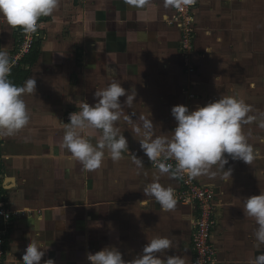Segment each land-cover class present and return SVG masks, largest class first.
<instances>
[{
    "label": "crops",
    "instance_id": "1",
    "mask_svg": "<svg viewBox=\"0 0 264 264\" xmlns=\"http://www.w3.org/2000/svg\"><path fill=\"white\" fill-rule=\"evenodd\" d=\"M193 1L197 32L187 54L173 22L174 0H58L54 12L41 17L44 37L33 62L24 61L33 50L15 52L19 33L0 14V48L8 53L10 68L28 70L21 86L28 78L37 82L36 91L22 97L28 125L0 137V195L15 212L5 264H23L32 239L48 247L41 264L48 259L90 264L87 254L108 246L131 262L156 237L171 241L157 253L162 259L181 256L192 264L194 209L177 201L164 211L144 194L156 181L173 187L175 196L181 183L172 172H159L158 158L145 156L135 127L144 117L153 121L155 135L170 137L176 127L173 106L195 110L220 96L244 100L258 128L260 119L264 122V0ZM112 82L137 93L115 122L128 148L118 161L105 148L101 166L84 170L64 145L66 124ZM245 125L243 133H252L248 128L254 127ZM81 131L93 144L102 137L100 129ZM252 147L250 165L226 154L231 178L223 179L218 166L198 176L218 197L212 238L217 264H254L264 254L254 235L258 226L243 211V199L264 192V136Z\"/></svg>",
    "mask_w": 264,
    "mask_h": 264
},
{
    "label": "clouds",
    "instance_id": "2",
    "mask_svg": "<svg viewBox=\"0 0 264 264\" xmlns=\"http://www.w3.org/2000/svg\"><path fill=\"white\" fill-rule=\"evenodd\" d=\"M57 6L58 0H0V14L10 26L26 33L35 32L40 17L51 15ZM10 71L9 55L0 48V137L12 136L28 125L30 117L22 97L37 89L36 79L33 78H28L22 86L14 84L9 79ZM136 95V92L129 94V90L119 82H112L95 92L97 102L94 105L84 102L80 111L70 114L63 141L84 170L92 171L101 166L105 148L113 161L122 158L123 151L128 148V139L119 133L115 122L122 116L123 106L130 107ZM122 97H125L123 103ZM250 111L251 107L244 100L220 96L195 110H189L183 104L173 106L171 114L176 127L170 137L155 135L153 121L144 117L140 118L142 125L134 130L142 135L140 148L150 160L160 157L174 159L176 171H186L193 178L207 174L213 166H218V170L223 172V179L227 180L232 177L233 170L225 169V165L229 164L226 154L232 160H242L249 165L255 158L253 147L242 131V125L253 119L248 116ZM259 126L264 128V122ZM87 127L102 130V137L95 144L81 131ZM136 163L139 166L141 161L137 160ZM170 171V166L164 163L159 165L161 174ZM215 174L212 173L213 176ZM174 191L173 187H165L154 181L145 188L144 194L155 197L161 208L169 211L177 203ZM243 211L246 217L254 218L258 226L255 238L264 244V192L243 199ZM170 245L171 241L166 237L148 240L138 258L131 262L125 261L115 246L105 247L94 254L89 252L87 259L90 264H186L181 256H168L165 260L157 255ZM47 249L42 241L32 239L24 251L23 264H41ZM44 264H55V261L48 259ZM254 264H264V254L258 255Z\"/></svg>",
    "mask_w": 264,
    "mask_h": 264
},
{
    "label": "built area",
    "instance_id": "3",
    "mask_svg": "<svg viewBox=\"0 0 264 264\" xmlns=\"http://www.w3.org/2000/svg\"><path fill=\"white\" fill-rule=\"evenodd\" d=\"M175 16L173 22L176 23L181 31V52L190 53L194 50L195 37L197 32L196 2L189 0L185 3L174 0ZM41 19V17H40ZM38 20L35 32H24L16 28L18 33L24 35V48L18 55L31 52L34 42L40 38L43 28ZM161 163L170 166L172 173L179 179L181 187L174 196L176 201L185 205H191L194 209V229L192 233V251L194 254L192 264H217L216 249L212 238L217 224V193L208 184L202 183L198 177H191L186 171L177 172L176 161L160 157L156 160V166ZM15 212L11 209L9 201L2 194L0 195V264H5L7 253V240L12 231V220Z\"/></svg>",
    "mask_w": 264,
    "mask_h": 264
},
{
    "label": "rangeland",
    "instance_id": "4",
    "mask_svg": "<svg viewBox=\"0 0 264 264\" xmlns=\"http://www.w3.org/2000/svg\"><path fill=\"white\" fill-rule=\"evenodd\" d=\"M40 21H41V19H40ZM43 37H44V35H43V32H41V35H40V38H39V40L37 41V42H34V46H37L38 45V43H39V41H41V39H43ZM24 41H25V38H24V35H22V33H19V36H18V40H17V49H16V51L15 52H19V51H21L23 48H24ZM33 46V47H34ZM35 48H37V47H35ZM35 48H33V50L35 49ZM31 53H33V52H31ZM11 78V75H9V79ZM14 84H17L15 81L13 82ZM259 121L258 120V118H253L252 119V121L250 122V123H247L246 125H248V126H251V127H254V128H248V129H250V131L252 132V133H245V135H246V137H247V139H248V143L252 146L253 144H254V141H255V139L257 138L258 139V137H261V136H264V134H263V132H264V128H258V126H257V123H256V121ZM262 122V119H260V123ZM251 123H253V125H251ZM256 123V124H255ZM245 125V126H246Z\"/></svg>",
    "mask_w": 264,
    "mask_h": 264
},
{
    "label": "trees",
    "instance_id": "5",
    "mask_svg": "<svg viewBox=\"0 0 264 264\" xmlns=\"http://www.w3.org/2000/svg\"><path fill=\"white\" fill-rule=\"evenodd\" d=\"M35 48V46H34ZM37 54H38V51H37V48H35L33 50V53H31V56H29L28 58H25V62H33L34 59L37 57ZM10 75H11V78L10 80L12 82H16L17 84L16 85H19L21 86L22 82L27 78L28 76V70L22 68L21 65H16L14 66L11 71H10Z\"/></svg>",
    "mask_w": 264,
    "mask_h": 264
}]
</instances>
